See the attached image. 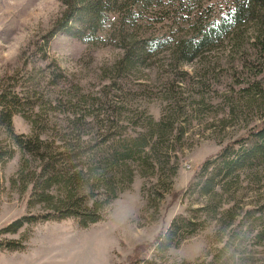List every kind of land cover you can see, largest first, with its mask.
Segmentation results:
<instances>
[{
    "label": "rangeland",
    "instance_id": "1",
    "mask_svg": "<svg viewBox=\"0 0 264 264\" xmlns=\"http://www.w3.org/2000/svg\"><path fill=\"white\" fill-rule=\"evenodd\" d=\"M170 1L162 0L157 6L121 1V9L108 15L109 22L98 34L102 42L95 45L61 33L48 42L42 39L61 17L64 8L59 0H0V79L18 78L17 90L22 94L60 103L76 95L96 96L121 107L125 115L144 110L158 118L163 106L159 93L168 90L178 97L181 114V132L169 151H175L178 169L169 193L161 184L149 188L155 207L141 193L143 183L150 187L154 180L149 182L135 173L130 187L112 202L102 222L84 229L72 220L44 222L24 226L15 234H0V241L7 242L29 233L24 251L0 250V264H126L124 260L135 245L150 241L173 217L186 214L188 207L204 203L196 194L171 195L186 188L195 168L262 123L264 101L253 91L254 85L262 84L264 66V59L253 46L256 22L233 25L193 60L184 61L176 42L195 36L200 27L218 19L230 1ZM121 37L149 39L161 46L144 60H135L129 72L120 77L113 66L124 52L112 44V39ZM24 72L31 74L33 82L21 86ZM53 75L58 77L53 79ZM12 128L17 134L31 133L29 123L19 115L13 116ZM5 140L6 132L0 127V143ZM19 159L16 151L0 165V228L38 211L27 206L26 193L9 183ZM261 180L257 183L245 177L240 181L241 187L234 194L238 208H249L264 198V177ZM213 231L211 223L170 248L155 264H207L219 257L222 247ZM245 250L240 264H264V247L248 241ZM220 264L235 263L224 258Z\"/></svg>",
    "mask_w": 264,
    "mask_h": 264
},
{
    "label": "trees",
    "instance_id": "2",
    "mask_svg": "<svg viewBox=\"0 0 264 264\" xmlns=\"http://www.w3.org/2000/svg\"><path fill=\"white\" fill-rule=\"evenodd\" d=\"M59 1L64 8L61 17L42 39L48 42L54 34L61 33L82 43L97 45L102 42L98 34L109 22L108 15L118 12L121 1L125 0ZM229 1L218 19L200 27L195 36L176 42L182 60H193L233 25L248 21L256 22L253 46L264 59V0ZM130 2L157 6L162 0ZM112 44L124 52L113 66L115 75L120 77L129 72L135 60H144L161 46L149 39L126 37L112 39ZM262 72V84L254 85L253 91L264 101V66ZM0 80V127L6 132L5 142L0 143V165L18 151L20 159L9 183L18 192L26 193L29 208H38L37 213L21 215L1 227L0 234H15L24 226L44 222L72 220L82 229L102 222L112 202L130 187L135 173L149 182L154 180L150 187L146 182L141 186L143 197L152 207H155V197L149 188L161 184L164 192L171 191L178 164L175 151L169 152L170 144L176 142L181 132L180 106L173 93L160 91L158 99L163 106L158 118H153L144 110L125 115L121 107L84 94L72 96L64 103L36 100L17 90L18 78ZM23 82H33L29 72L21 74V86ZM15 115L29 123L30 134L13 131ZM245 177L257 183L264 177L262 123L249 128L195 168L186 188L171 195L176 198L180 194L182 197L196 194L204 198V203L188 207L186 214L173 217L150 241L135 245L125 263L155 264L170 248H176L211 223H214L213 235L222 242V247L219 257L207 264H220L224 258L240 264L245 259L248 241L264 247V198L246 209L238 208L235 201L234 194ZM28 236L24 232L20 240L0 241V250L24 251ZM182 264L186 263L182 261Z\"/></svg>",
    "mask_w": 264,
    "mask_h": 264
},
{
    "label": "water",
    "instance_id": "3",
    "mask_svg": "<svg viewBox=\"0 0 264 264\" xmlns=\"http://www.w3.org/2000/svg\"><path fill=\"white\" fill-rule=\"evenodd\" d=\"M262 124H263V126H264V119L262 120Z\"/></svg>",
    "mask_w": 264,
    "mask_h": 264
},
{
    "label": "built area",
    "instance_id": "4",
    "mask_svg": "<svg viewBox=\"0 0 264 264\" xmlns=\"http://www.w3.org/2000/svg\"><path fill=\"white\" fill-rule=\"evenodd\" d=\"M187 168H188V165L184 164Z\"/></svg>",
    "mask_w": 264,
    "mask_h": 264
}]
</instances>
